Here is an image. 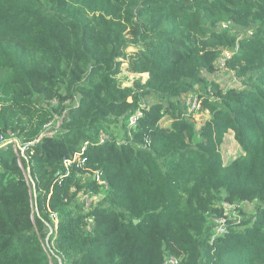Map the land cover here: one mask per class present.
Returning a JSON list of instances; mask_svg holds the SVG:
<instances>
[{
    "label": "trees",
    "instance_id": "1",
    "mask_svg": "<svg viewBox=\"0 0 264 264\" xmlns=\"http://www.w3.org/2000/svg\"><path fill=\"white\" fill-rule=\"evenodd\" d=\"M7 130L0 264H264V0H0Z\"/></svg>",
    "mask_w": 264,
    "mask_h": 264
},
{
    "label": "built area",
    "instance_id": "2",
    "mask_svg": "<svg viewBox=\"0 0 264 264\" xmlns=\"http://www.w3.org/2000/svg\"><path fill=\"white\" fill-rule=\"evenodd\" d=\"M229 23L227 22H223L221 24L222 27H226L228 26ZM243 36V34H239L238 35V39L241 38ZM232 51L229 49H224L220 55L218 56L215 66L220 69H225V61L226 59H228L231 55ZM187 104L189 105V110L190 111H197L200 107L199 104V100L197 99V96H192V94H190L187 97ZM140 115V111H137L134 115H131L129 117L128 123L129 125H134L135 124V120L136 117ZM52 120L49 121L48 123L45 124L46 127H48L49 125L52 124ZM56 131V130H55ZM109 136L106 133H100L99 135V141L102 142L105 139H107ZM12 141L13 142V147L15 150H20L23 151V146H21L20 142L15 141L16 138L14 136V133L11 132L10 130H7L6 133H2L0 132V143L5 142V141ZM87 142H84L83 148L86 146ZM86 162V157L85 156H79V153H76L74 156L70 157V158H64L62 161V175H68V173L70 172V168L72 166H75L77 169L81 168L82 170H84V164ZM94 179L95 182H97L98 184H103L106 186V182L102 179L101 177V171L99 169H96L93 171V174L91 175ZM88 200V204H89V198ZM227 206V205H226ZM221 224L216 228V233L219 232H223L224 231V226H223V219L220 221ZM179 261L176 257L170 256L166 261H164L163 264H178Z\"/></svg>",
    "mask_w": 264,
    "mask_h": 264
},
{
    "label": "rangeland",
    "instance_id": "3",
    "mask_svg": "<svg viewBox=\"0 0 264 264\" xmlns=\"http://www.w3.org/2000/svg\"><path fill=\"white\" fill-rule=\"evenodd\" d=\"M128 50H131V48H129ZM125 67L126 64L122 65V73L120 74V76H125L127 75L129 77V80L137 75H132L129 73L125 72ZM145 76V74L143 75ZM209 77V76H207ZM213 79H216V81H218V83H220L221 85L224 86H233V87H239L240 81L234 76L233 71L230 70H226V69H220L218 68V70H216V72L214 73V75L212 76ZM130 83V81L128 82ZM196 87V86H195ZM206 117H208V113L207 112H195L194 113V120L196 121L197 125H200L204 119H206ZM162 125H167L169 123L168 118H163L160 122ZM109 129L111 131H113L114 133L117 134V132L121 131V128L118 125H111L109 127ZM220 150L223 156V159L225 162L229 161L230 159L236 157L237 155H239L240 153H242V149L239 147V145L236 143V141L233 139L232 135L229 133L227 135H225L224 141L220 146ZM86 203H88V200H86ZM241 205V209L243 211L244 214L246 215H250L254 212L257 203L255 202H246V203H242ZM232 215L235 216V212H232Z\"/></svg>",
    "mask_w": 264,
    "mask_h": 264
},
{
    "label": "water",
    "instance_id": "4",
    "mask_svg": "<svg viewBox=\"0 0 264 264\" xmlns=\"http://www.w3.org/2000/svg\"><path fill=\"white\" fill-rule=\"evenodd\" d=\"M138 220H134V222L136 223Z\"/></svg>",
    "mask_w": 264,
    "mask_h": 264
}]
</instances>
